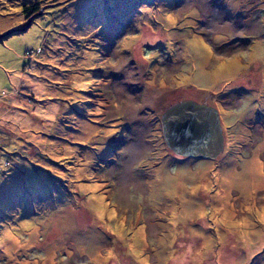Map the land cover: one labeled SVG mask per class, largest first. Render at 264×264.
<instances>
[{
  "label": "rangeland",
  "instance_id": "obj_1",
  "mask_svg": "<svg viewBox=\"0 0 264 264\" xmlns=\"http://www.w3.org/2000/svg\"><path fill=\"white\" fill-rule=\"evenodd\" d=\"M183 100L215 160L166 147ZM259 117L264 0H0V264H264Z\"/></svg>",
  "mask_w": 264,
  "mask_h": 264
},
{
  "label": "water",
  "instance_id": "obj_2",
  "mask_svg": "<svg viewBox=\"0 0 264 264\" xmlns=\"http://www.w3.org/2000/svg\"><path fill=\"white\" fill-rule=\"evenodd\" d=\"M160 125L166 147L178 156L215 160L224 149L219 112L206 103L177 102L161 114Z\"/></svg>",
  "mask_w": 264,
  "mask_h": 264
},
{
  "label": "trees",
  "instance_id": "obj_3",
  "mask_svg": "<svg viewBox=\"0 0 264 264\" xmlns=\"http://www.w3.org/2000/svg\"><path fill=\"white\" fill-rule=\"evenodd\" d=\"M41 10H42V7H40V6H38L37 4H33V5H30V6H23L22 7V12H23V14L25 15V18H26V21H28L27 23L29 24L30 22H32V20L35 18V17H37V16H39V15H42L41 13ZM46 12H44L43 14H45ZM28 24H25L26 26L28 25ZM25 26V27H26ZM36 119H39L40 120V118L39 117H36ZM38 134H40V133H38ZM105 145H106V147H108V144H106L105 143ZM74 147H75V145H73ZM70 149H72V150H74V148L73 147H70ZM113 150H114V148H113ZM68 156L66 157V155L65 154H63L62 155V157L61 158H58V160H53V159H51V158H49L48 160H46L47 161V163L49 162V164L51 163V165L53 166H56L57 165V163H61V162H64V163H68V164H71L72 163V161L73 162H75L76 161V159H75V157H73V156H71L70 154H67ZM54 159H56V158H54ZM79 160V159H78ZM57 162V163H56ZM6 164V163H5ZM57 166H59V165H57ZM46 167H48V166H46ZM62 167V166H61ZM45 169H47V168H45ZM37 170V169H36ZM41 171V170H40ZM41 172H43V171H41ZM50 181H51V183H55L56 181H58V180H56L55 181V179H52V178H49V180H48V182L50 183ZM60 182V181H59ZM17 198V197H16ZM108 202V201H107ZM17 206H19V201H18V199H15L14 200V202H13V204L11 205V207H10V209H9V211H5V216H6V219L4 220V224L3 225H8V219H9V215H12L13 213L14 214H18V210H16V207ZM1 219V218H0ZM2 225V226H3ZM1 226V227H2ZM9 227V226H8ZM6 228L5 230L6 231H9L10 232V229L9 228ZM4 231V230H3ZM116 252H118V251H116ZM115 252V253H116ZM122 254V253H121ZM123 255V254H122ZM120 256V260H118V261H120V264H124V262H125V258L123 257V256ZM124 255H126V254H124ZM115 261V260H114ZM124 261V262H123Z\"/></svg>",
  "mask_w": 264,
  "mask_h": 264
},
{
  "label": "flooded vegetation",
  "instance_id": "obj_4",
  "mask_svg": "<svg viewBox=\"0 0 264 264\" xmlns=\"http://www.w3.org/2000/svg\"><path fill=\"white\" fill-rule=\"evenodd\" d=\"M180 100H181V99H180ZM195 102H197V103H206V104L209 105V106H211V104H212L211 102L208 103L207 100H203V101H200V102L196 100ZM217 103H221V104H222V101H221V102L218 101ZM223 103H224V102H223ZM165 109H166V108H165ZM165 109H164V111H165ZM164 111H163V112H164ZM161 114H163V113H161Z\"/></svg>",
  "mask_w": 264,
  "mask_h": 264
},
{
  "label": "crops",
  "instance_id": "obj_5",
  "mask_svg": "<svg viewBox=\"0 0 264 264\" xmlns=\"http://www.w3.org/2000/svg\"><path fill=\"white\" fill-rule=\"evenodd\" d=\"M232 105V104H231ZM225 108L228 110V108L225 106ZM264 123V117H259L258 118V126L260 125V124H263ZM263 129V128H262Z\"/></svg>",
  "mask_w": 264,
  "mask_h": 264
}]
</instances>
